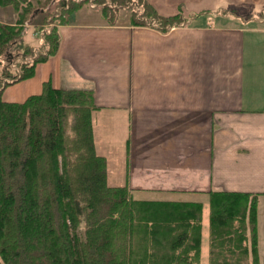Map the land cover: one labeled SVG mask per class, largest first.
<instances>
[{
  "label": "crops",
  "instance_id": "crops-1",
  "mask_svg": "<svg viewBox=\"0 0 264 264\" xmlns=\"http://www.w3.org/2000/svg\"><path fill=\"white\" fill-rule=\"evenodd\" d=\"M145 2L181 21L163 28L76 15L58 25L57 51L2 97L21 102L45 81L91 90L107 183L135 199L200 201V260L209 192L253 195L264 264V0Z\"/></svg>",
  "mask_w": 264,
  "mask_h": 264
},
{
  "label": "trees",
  "instance_id": "trees-1",
  "mask_svg": "<svg viewBox=\"0 0 264 264\" xmlns=\"http://www.w3.org/2000/svg\"><path fill=\"white\" fill-rule=\"evenodd\" d=\"M9 4H25L24 13L31 6L30 0H0ZM131 4V24L181 21L157 16L145 0ZM23 21L0 22V264H198L202 203L135 199L126 185L107 183L106 159L94 147L91 90L45 81L40 93L21 102L2 99L6 86L32 77L59 44L58 28L45 29L47 46L34 52L24 44ZM13 47L29 59H12L17 72L13 61L2 66L1 60ZM208 203L209 264H248L247 230L249 264H260L256 198L210 191Z\"/></svg>",
  "mask_w": 264,
  "mask_h": 264
},
{
  "label": "rangeland",
  "instance_id": "rangeland-1",
  "mask_svg": "<svg viewBox=\"0 0 264 264\" xmlns=\"http://www.w3.org/2000/svg\"><path fill=\"white\" fill-rule=\"evenodd\" d=\"M30 2H31L30 4L31 6L29 7V11L27 13H24L25 11L23 12L21 10V8L25 4H20L19 9L13 8V6L10 4L5 6H0V22L4 24L14 25L16 23L18 24L22 17V19L24 20L23 24L25 25L24 28L25 35L23 34L24 44L28 46L29 45L32 46L34 52H38L41 46L45 45V42L43 41L44 31L42 30L45 29L51 30L52 27L55 26L58 27V25L65 20L77 19L78 16L76 17V15H80V17L83 16V18L92 19L96 17L97 12L98 13L106 12V14L108 15L107 17L108 24L111 23L110 22L111 20H112V24H116V23L131 24L130 19L134 15V12L132 11L133 1L131 4V0H42L41 4L37 3L36 0H30ZM62 2H64V7H62L61 5ZM134 9H136V11L139 13L141 12L140 6L134 7ZM144 23L145 24L152 23L157 25L158 27H163V28L167 26V25L165 26L163 24H159L154 20H149V22H146V20H144ZM45 46H47V44ZM21 51L22 49L17 47H13L12 51L10 50L5 51L1 57L2 66L7 64L6 60H9L11 62L13 60L16 61L17 59L19 60V62H21L22 60H29L28 57L22 56ZM13 62L11 65L12 70L14 72L15 71L17 72V70L19 71V68L16 67V65L14 66L15 62L14 63ZM19 62L17 63V66ZM2 99L5 100V97H2ZM108 183L109 185L110 184L113 185L115 182L111 178H109ZM195 198H199V197H195ZM207 211H208V207H207ZM208 219H209V214L208 213L206 214L205 212L203 230L205 231V233L208 231L207 247H206L207 254L203 255L202 259L200 260V253H199L198 264H209L210 240H209ZM247 233H248V239L246 240V244L249 248V253L247 254V259H248L247 262L249 264L250 263L249 260L251 259V254H250L251 235L249 230H247ZM216 244L217 242L215 243V252H217ZM200 247H201V242H200ZM219 251H221L220 254H222V249H219ZM257 252H258V245H257ZM235 257H237V255ZM191 264H195V263L192 262Z\"/></svg>",
  "mask_w": 264,
  "mask_h": 264
}]
</instances>
